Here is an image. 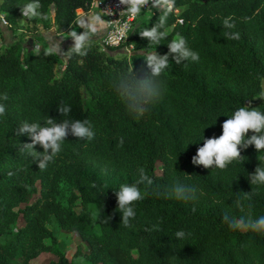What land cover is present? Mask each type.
I'll use <instances>...</instances> for the list:
<instances>
[{
    "label": "trees",
    "instance_id": "1",
    "mask_svg": "<svg viewBox=\"0 0 264 264\" xmlns=\"http://www.w3.org/2000/svg\"><path fill=\"white\" fill-rule=\"evenodd\" d=\"M89 2L0 0V13L12 26L32 3L47 26L52 8L54 29L64 33L75 10L86 11ZM172 8L177 12H167L160 45L139 35L165 17V9L153 7L137 17L127 36L131 55L114 56L88 42L84 56L65 51L59 76L48 48L21 52L19 40L0 47V97H8L0 99V264H34L41 251L56 258L46 264H264V235L232 230L224 220L225 214L230 220L264 216V185L249 181L257 166L264 168V151L241 148V157L224 170L191 163L203 138L219 137L235 110L264 113V100L255 99L264 96V0H174ZM228 17L234 28L223 26ZM237 32L239 40L226 37ZM178 37L199 61L176 64L170 57L158 78L159 96L142 116L130 115L117 78L133 72L143 77L146 56L166 54ZM61 105H70L68 119L86 120L94 137L69 133L40 170L33 150L24 146L31 138L17 131L23 122H62ZM34 150L43 152L40 145ZM142 173L152 183L138 185L143 199L134 203L135 217L125 226L115 191ZM63 181L70 186L66 204L59 199ZM177 184L194 189V196L176 199ZM51 225L77 235L69 259ZM178 231L185 235L177 238Z\"/></svg>",
    "mask_w": 264,
    "mask_h": 264
},
{
    "label": "clouds",
    "instance_id": "2",
    "mask_svg": "<svg viewBox=\"0 0 264 264\" xmlns=\"http://www.w3.org/2000/svg\"><path fill=\"white\" fill-rule=\"evenodd\" d=\"M150 0H120V4L124 5L127 13L131 16L140 14L142 8L149 4ZM153 7L165 9V17H162L158 24L151 28H146L139 35L148 40L149 43L160 45V41L165 38V33L161 31L165 24L167 12L172 10L174 0H151ZM36 5L29 3L24 6L21 11L26 17L37 15L35 11ZM232 18H225L223 26L226 29L234 28ZM97 21L99 18L97 17ZM87 30L81 33L72 31L70 38L72 46L71 53L80 56L86 55V45L92 35L99 31L95 24H85L80 22ZM226 37L232 40H239V33H226ZM62 43V42H60ZM60 43H56L49 50V53L61 52ZM168 52L164 55H158L156 52L148 54L144 61L148 71L143 77H138L136 72L132 74H123L119 76L115 82V87L120 96L126 103L127 110L134 117L142 116L148 107L159 96L158 78L167 69L170 61L176 64L191 59L199 61V54L187 47L186 40L178 37L171 40L168 44ZM46 53V54H49ZM261 98H264L262 96ZM0 99L7 100V94ZM59 112L66 118L57 123L55 120L48 118L47 125L42 126L39 123L23 122L18 128L17 134H27L31 138V143L24 144L25 147L33 150V158L36 160L40 170H44L48 162L53 161L54 157L61 151V145L66 140L69 133L79 139H93L94 133L89 127H86L87 121L68 119L71 112L70 105H61ZM5 114V106L0 104V116ZM222 134L219 137L203 138V145L197 148L196 154L191 158L193 165L203 166L205 169L224 170L229 164L241 157V148L247 149L250 145L254 146L257 152L264 151V113L247 106H242L234 111L231 118H228L221 125ZM251 132V135L248 133ZM122 143V140H121ZM40 145L43 152L35 151V146ZM145 180L149 184L152 181L143 173L140 180L130 185H122L119 191H115L117 198V209L121 214V222L125 226H129L130 218L135 217L134 203L143 199L141 191L138 187ZM251 185H264V168L257 166L255 171L249 174ZM195 190L187 186L177 184L172 195L176 199H188L194 196ZM224 220L229 224L232 230H251L254 233L264 235V216L252 219L249 215L248 219L230 220L225 214ZM183 231L176 233L177 238L184 236Z\"/></svg>",
    "mask_w": 264,
    "mask_h": 264
},
{
    "label": "rangeland",
    "instance_id": "3",
    "mask_svg": "<svg viewBox=\"0 0 264 264\" xmlns=\"http://www.w3.org/2000/svg\"><path fill=\"white\" fill-rule=\"evenodd\" d=\"M75 13H77L75 11ZM51 14L52 8L49 9L48 12V21L47 26H43L41 20L37 15L26 17L20 13L19 17L16 20V23L12 26H8L2 20V14L0 13V47L5 46L9 42L19 40L21 43V52H25L26 50H31L34 53H37L43 48L51 49L53 45L56 43H60L61 52H55L56 55V64H55V75L59 76L63 64L65 61L64 53L67 49L71 48L72 40L70 38V33L72 31H76L77 33H81L86 31L87 29L80 23L84 21L85 24H95L99 31L94 33L91 39L88 42L96 45L99 49L105 50L107 53H110L114 56H125L127 57L129 54L131 55L133 51H124V49L119 50H110L107 47H103L99 40L102 31V27L100 28L97 25L96 19H93L89 14L88 17L80 16L73 23L72 27L64 33H57L54 29L53 23L51 22ZM145 15V14H144ZM110 51V52H109ZM261 89L264 92V83L261 85ZM262 96H256V100H264L261 98ZM82 98L86 101L87 96L84 91H82ZM160 167L157 166L155 172L157 174L160 173ZM70 189L69 182L63 181L60 185V197L59 199L63 204H66L65 199L68 197V191ZM18 222L21 223V219H18ZM52 232L56 237L57 247L64 252V255L67 259L71 257L73 251L75 249V245L77 244V235L71 231L58 230L55 225H51ZM44 242L49 243L48 239H44ZM55 256L46 251H41L37 257L33 258L31 262L34 264H46L49 261H55ZM84 264V263H80Z\"/></svg>",
    "mask_w": 264,
    "mask_h": 264
},
{
    "label": "built area",
    "instance_id": "4",
    "mask_svg": "<svg viewBox=\"0 0 264 264\" xmlns=\"http://www.w3.org/2000/svg\"><path fill=\"white\" fill-rule=\"evenodd\" d=\"M124 7L120 4V0H90L86 11H95L102 22V33L99 42L103 47L116 48L117 50L124 49V51L129 52L132 51V45L125 44V41L130 30L134 26L137 17L142 13L151 11L153 6L150 0L149 4L142 8L137 16L129 15ZM77 9H80L79 12L81 13L85 11L81 8ZM172 11L175 13L177 9L172 8ZM3 22L6 23L4 20Z\"/></svg>",
    "mask_w": 264,
    "mask_h": 264
},
{
    "label": "crops",
    "instance_id": "5",
    "mask_svg": "<svg viewBox=\"0 0 264 264\" xmlns=\"http://www.w3.org/2000/svg\"><path fill=\"white\" fill-rule=\"evenodd\" d=\"M80 11V9H77L76 10V12H78V14H76V19L77 18H80V16H83V17H88V15L90 14L91 16H92V18L93 19H96V21H97V17H98V15H97V13L95 12V11H83V13H81V12H79ZM99 18V17H98ZM97 23V25L101 28L102 27V22L100 21V19H99V21H97L96 22ZM102 32V31H101Z\"/></svg>",
    "mask_w": 264,
    "mask_h": 264
},
{
    "label": "water",
    "instance_id": "6",
    "mask_svg": "<svg viewBox=\"0 0 264 264\" xmlns=\"http://www.w3.org/2000/svg\"><path fill=\"white\" fill-rule=\"evenodd\" d=\"M248 104V101L247 100H245V105H247Z\"/></svg>",
    "mask_w": 264,
    "mask_h": 264
}]
</instances>
